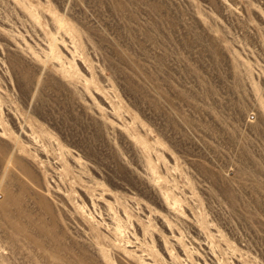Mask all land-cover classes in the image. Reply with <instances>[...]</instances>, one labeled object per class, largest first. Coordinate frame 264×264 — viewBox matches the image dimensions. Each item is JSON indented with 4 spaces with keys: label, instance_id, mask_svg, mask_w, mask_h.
<instances>
[{
    "label": "rangeland",
    "instance_id": "374dc122",
    "mask_svg": "<svg viewBox=\"0 0 264 264\" xmlns=\"http://www.w3.org/2000/svg\"><path fill=\"white\" fill-rule=\"evenodd\" d=\"M0 264H264V0H0Z\"/></svg>",
    "mask_w": 264,
    "mask_h": 264
},
{
    "label": "bare ground",
    "instance_id": "6f19581e",
    "mask_svg": "<svg viewBox=\"0 0 264 264\" xmlns=\"http://www.w3.org/2000/svg\"><path fill=\"white\" fill-rule=\"evenodd\" d=\"M9 154H10V153H7V155H6V156H9Z\"/></svg>",
    "mask_w": 264,
    "mask_h": 264
}]
</instances>
